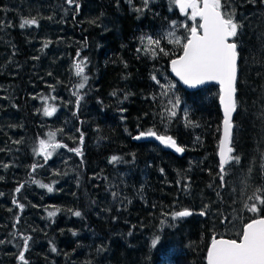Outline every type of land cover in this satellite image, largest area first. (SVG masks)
<instances>
[{"label":"trees","instance_id":"16d2710c","mask_svg":"<svg viewBox=\"0 0 264 264\" xmlns=\"http://www.w3.org/2000/svg\"><path fill=\"white\" fill-rule=\"evenodd\" d=\"M76 2L78 9L66 0H0V87L14 100L7 112L24 137V143L11 145L4 155L11 166L0 183L4 204L0 207V264H21V233L31 236L25 253L28 264H205L212 237L222 235L220 218L224 222L231 218L225 227L230 230L232 223L243 228L254 217L245 205L253 202L248 197L255 191L236 197L230 194L232 184L240 186L239 178L252 165L262 178L255 188L264 191V19L253 17L264 16V0H228L224 8L246 18L237 37L241 58L232 141L233 155L240 159L226 166L224 187L218 159L223 122L220 91L212 86L186 92L169 74L170 62L181 49L168 42L167 33L174 31L181 40L187 36L176 5L172 0H149L147 5L144 0ZM33 17L38 26L19 27L23 19ZM249 25L255 26L249 30ZM41 27L51 28L53 39L48 46L59 42L62 63L74 60L78 53L87 62L88 82L78 108L72 97L76 90L70 88L80 83V77L56 84V91L69 98L64 109L75 130L74 142L59 141L68 149L82 150V156L70 151L74 186L69 185L62 196L58 194L60 174L47 175L54 159L45 162L33 152L46 135L29 98L34 96L31 91L38 93L43 86L37 82L31 54L33 34ZM146 36L161 38L168 55L153 57L137 51L144 48L141 37ZM153 75L162 84L175 85L169 96L161 94ZM173 95L181 99L178 115L162 119ZM148 129L171 135L184 148L182 157L153 142H134ZM112 156L121 159L112 163ZM33 164L43 167L33 173ZM33 179L53 187L48 203L38 196ZM20 184L24 187L17 193ZM14 200L24 205L22 211ZM56 208L58 214L49 218L47 212ZM184 209L193 214L174 223L171 213ZM77 210L80 217L72 214ZM201 211L207 214L200 215ZM157 236L160 239L153 248L151 241Z\"/></svg>","mask_w":264,"mask_h":264},{"label":"snow or ice","instance_id":"6c2138e0","mask_svg":"<svg viewBox=\"0 0 264 264\" xmlns=\"http://www.w3.org/2000/svg\"><path fill=\"white\" fill-rule=\"evenodd\" d=\"M148 2L149 0H144L145 5ZM172 2L193 22L190 27L188 24L182 25L187 30V36L183 40L176 37L174 31L167 33L168 42L179 45L181 49L180 55L170 62L172 73L183 84L190 87H196L207 82H216L220 86L219 99L223 106V134L219 145V179L221 181L220 186L224 187L227 174L226 166L232 162L238 163L240 159L239 156L233 155L235 149L232 146L234 128L232 118L238 107L236 85L241 57L237 37L240 34L242 25L235 20L232 13L224 11L225 4L222 0H172ZM66 3L68 5L75 4L76 8H79L76 0H66ZM197 18H199V23H196ZM38 23L35 17L25 18L19 27L23 29L25 27L38 26ZM172 26L173 28L176 27L175 22H173ZM48 43L50 42L45 43L44 47H47ZM141 43L144 48L137 49V51L143 50L146 53H150L153 57L158 53L168 55L164 48L161 47V38H153L152 36L141 37ZM77 55L79 56V53ZM86 66V58L78 59L73 64L74 74L80 77V83L75 86L76 91L73 92V95L77 96V108L80 100L83 99V96L80 95V90L84 89L88 82V76L85 74ZM152 79L163 90L161 93L163 96H169V92L175 88V85L171 83L162 84L155 75L152 76ZM40 99L45 104L42 108L43 115L53 116L57 108L47 102L49 99L55 100V97L44 96L40 97ZM180 105L181 99L179 96L173 95L172 98H169L162 114V119L171 120L177 117ZM184 119L186 123H191V121H188L187 113L184 114ZM56 135V132L50 131L48 138L40 139L38 146L33 149L34 154L42 157L45 162L53 156L57 149L67 148L66 144L56 140ZM144 137H154L163 145L175 149L176 152L183 153L184 151V148L178 146L171 135L158 134L154 129L141 131L134 138L141 139ZM79 142L82 146L83 133H81ZM68 150L82 156L80 147ZM120 159L118 156H112L110 162L116 163ZM5 166L7 167V165ZM38 167H43V165L33 164L31 171L35 173ZM33 182L41 188H46L48 192L54 190L51 185L44 184L39 180L33 179ZM23 187L24 185L20 184L15 191L19 193ZM115 195L113 193V196ZM248 199L253 202L246 204L245 207L250 213L254 214V217L244 224L242 230L238 233V239L225 238L223 235H219V238H217L214 235L207 250V264H264V215L260 214L264 210V191L258 189ZM13 203L17 204L21 211L23 210V204H19L16 200ZM59 211L60 209L56 208L48 211L47 215L49 218H53ZM72 214L76 217L82 215L78 210ZM192 214L190 210L184 209L172 212L171 217L172 219H177L188 217ZM206 214L205 211L200 213V215ZM18 220L19 218H17V222ZM20 237L23 243L20 245L21 251L18 259L21 264H28L25 253L28 251L31 236L21 233ZM159 239L160 237L157 236L151 241L153 248L157 246ZM52 250L56 251L55 247Z\"/></svg>","mask_w":264,"mask_h":264},{"label":"rangeland","instance_id":"374dc122","mask_svg":"<svg viewBox=\"0 0 264 264\" xmlns=\"http://www.w3.org/2000/svg\"><path fill=\"white\" fill-rule=\"evenodd\" d=\"M226 5H229L228 0H226ZM179 10V7L176 6ZM179 12L183 16V24H188L189 27L192 25V21L189 19V17L185 16L180 10ZM226 12H230L234 15V18L237 22H241L243 18L238 17L237 13L233 8H229ZM254 18L257 19H264V16L262 14H256L253 15ZM246 19V18H245ZM196 23H199V18H197ZM241 24V23H240ZM260 24V23H257ZM264 24V23H263ZM256 25V23H255ZM255 25H249V30L253 28ZM257 26V25H256ZM50 27H41L38 32H34L33 34V41L31 42V54L33 56V60L36 63V76L39 80L37 82L41 83L43 86H40V92L36 93V91H31L30 94H34V96H30L29 98L34 102L31 104V107L33 108V111L37 116H40L41 118V128H45L46 135L44 139L48 138V133L56 132V140L58 142L59 139L64 142H74V133L75 130H73L74 126L71 122V119L67 117V114L65 113L64 107L68 105L69 98H66L64 93L56 91L57 83H63V81H69L68 78H73L76 76L74 74L73 64L78 59H83L79 53V56L77 55L74 60L68 61L67 63L63 62V54L61 53V48L59 47V42L57 43L56 47H44L45 43L51 41L53 37L51 36L52 33L49 32ZM254 37L256 40H259L260 36L254 34ZM59 41V40H57ZM30 50V48H29ZM62 55V56H61ZM51 64L57 66L56 72H51L54 70V67L51 66ZM50 70V71H49ZM53 73V74H52ZM52 74V75H51ZM69 75V76H68ZM87 86V84H86ZM85 86V88H86ZM34 87H37L34 85ZM84 89L80 90L84 91ZM71 91L76 90V88H70ZM42 91H45L42 93ZM13 96V94H12ZM55 97V100L49 99L47 103L54 105L57 108L56 113L51 116H45L43 115L42 108L45 106L44 101L40 99V97ZM73 99L76 101L77 96H72ZM11 95H8L6 91L1 90L0 87V110H3L2 113L0 112V183H3V179L6 177V170L9 169L11 164L7 161H5V153L7 150L10 149V146H17L24 143V137L20 133L19 129L16 128L15 120H13L11 114H9L8 107L11 106L12 102L14 101L11 99ZM34 99V100H33ZM81 102V100H80ZM263 111V110H262ZM5 112V113H4ZM264 112V111H263ZM12 118V119H11ZM62 136V139L61 137ZM61 143V142H60ZM59 151L58 154L54 153L53 156L50 159H54V163L48 166L47 175L54 176L56 174H60L59 177H61L62 182L60 185V191L58 192L59 195H64L67 190L69 189V185L71 187L74 186L73 178L71 179V173L73 168L70 166V158L69 154L71 153L68 151ZM244 167L247 163H243ZM7 165V167L5 166ZM69 170L68 174L65 170ZM261 170V169H260ZM74 171V170H73ZM261 174V172H260ZM120 176V173L117 172V177ZM240 177V176H239ZM242 180L240 186L238 184H232L231 192L230 194L234 196L243 197L247 196L248 194L256 191V186L261 185V175L254 169V167L251 165L249 166V171L245 174V176H242L239 178ZM96 183H99V179L96 178ZM5 181V180H4ZM233 183L234 181H230ZM38 189L40 190V193L38 196L44 197V201L46 203L48 199V195L51 192H48L46 188H41L37 184ZM239 188V189H238ZM239 190V191H238ZM4 204L2 203V197L0 196V207H2ZM102 211L105 213V208L102 209ZM104 215V214H103ZM199 215H195V217H198ZM186 217L173 219V222L179 221L181 222V219H185ZM231 219V218H230ZM230 219L227 222H224L220 220L219 228L221 230V234L223 236H229V237H237L238 233L242 230V228H239V224H236L235 222L232 223L234 226L232 229L227 230L225 229L226 225L230 222ZM183 221V220H182ZM33 225H37L38 223H32ZM231 225V224H230ZM81 234V233H80ZM76 236L79 234H75ZM90 241L93 240L92 237L89 238ZM80 241H83V238L81 236ZM85 255H89V253H86Z\"/></svg>","mask_w":264,"mask_h":264},{"label":"water","instance_id":"95a60500","mask_svg":"<svg viewBox=\"0 0 264 264\" xmlns=\"http://www.w3.org/2000/svg\"><path fill=\"white\" fill-rule=\"evenodd\" d=\"M169 74L173 78V80L181 87V89L186 91V92H196V91H200V90H202L204 88L212 87V86L213 87H217L219 89V91H220V86L216 82H207V83L202 84V85H197L196 87H190L188 85L183 84V82L180 81L179 78L176 77L174 73H172L171 64L169 66ZM219 106H220L222 119H223V106L220 103V99H219ZM234 115H235V113L233 114V118H234ZM233 118H232V120H233ZM222 134H223V122H222V127H221L220 141L222 139ZM134 142H153V143H156L157 145H159L161 148H163L166 152L171 153V154H173V155H175L177 157H182V155H183L182 153L176 152L175 149L163 145L160 141L156 140L154 137H144V138H141V139H135ZM218 159H219V153H218ZM209 247H210V245H209ZM205 264H207V261L205 262Z\"/></svg>","mask_w":264,"mask_h":264}]
</instances>
